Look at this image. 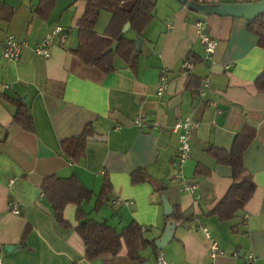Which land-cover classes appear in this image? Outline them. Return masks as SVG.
Wrapping results in <instances>:
<instances>
[{
    "label": "crops",
    "instance_id": "crops-1",
    "mask_svg": "<svg viewBox=\"0 0 264 264\" xmlns=\"http://www.w3.org/2000/svg\"><path fill=\"white\" fill-rule=\"evenodd\" d=\"M38 0H0V252L1 264H140L126 255L125 246L115 255L84 259V246L73 228L58 226L40 184L45 176L77 177L94 194L100 190L102 171L113 187L112 198L132 200L133 205L107 204L96 217L120 230L135 220L148 240L163 232L165 196L171 207L190 209L191 221L176 226L160 252L170 264H264V90L254 85L264 67V48L249 30L245 17L201 14L179 0H152L153 19L143 31L136 68L119 59L115 69L104 73L71 53L76 46V24L83 0H56L49 18L34 12ZM201 3H249L260 0H196ZM110 14L101 11L95 31L102 34ZM205 23L214 40L208 62L199 41L196 23ZM60 26L65 42L54 40L50 56L34 51L44 35ZM9 34L24 41L17 61L2 57ZM128 34V33H127ZM134 36L132 32L131 37ZM189 51L201 60L190 71L209 82L204 103L185 90L187 75L180 66ZM166 76L160 96L156 84ZM203 81V83H204ZM2 95L20 97L30 108L35 130L13 122V106ZM140 115L155 121L154 128L136 124ZM191 117L197 127L190 139L188 157L178 169V133L172 127ZM90 124L93 139L86 143L85 157L71 164L59 155L61 140L76 136ZM255 136L243 154L255 189L242 210L230 221H221L210 209L231 183L232 169L217 163L206 148L230 149L234 135L245 126ZM7 131V137L3 141ZM197 164L209 169L195 175ZM143 168L164 188L158 193L148 182L132 184L131 172ZM13 183L9 185V180ZM195 183L192 192L182 189ZM12 200L19 213L8 206ZM173 209V208H172ZM75 206L68 205L65 218L75 225ZM167 220V219H166ZM176 220V219H175ZM166 224V222H165ZM208 229L223 254L208 257ZM5 246H15L9 251ZM150 264H159L150 248L141 252Z\"/></svg>",
    "mask_w": 264,
    "mask_h": 264
},
{
    "label": "trees",
    "instance_id": "trees-1",
    "mask_svg": "<svg viewBox=\"0 0 264 264\" xmlns=\"http://www.w3.org/2000/svg\"><path fill=\"white\" fill-rule=\"evenodd\" d=\"M56 0H38L34 4V12L41 19H48L55 7ZM85 8L76 24V46L71 53L77 56L83 63L93 65L104 73L115 69V61L119 59L130 70L136 68L137 58L140 50H136V37L141 36L153 19L155 4L152 0H83ZM4 3L0 2V8ZM101 11L110 14V20L102 34L95 31V24ZM129 23L130 27L122 33L123 26ZM248 28L258 37V44L264 48V14H261L251 21H248ZM64 30V29H63ZM132 31L134 36H128L127 32ZM64 32L68 33L66 30ZM201 60L194 52L189 51L181 63L180 72L187 75L185 90L194 95L202 89L204 78L190 72L195 64ZM184 62H192V69H184ZM204 62V61H203ZM254 85L258 90H264V67L261 73L255 78ZM2 99L11 104L14 108L13 122L28 131H34L35 126L29 106L20 98H13L2 95ZM93 128L87 124L80 134L61 140L59 155L64 157L71 164H77L85 157L86 143L93 139ZM255 136L253 127L245 125L240 132L232 139L229 150L209 145L206 152L219 164L228 165L232 169L231 183L222 197L216 202L209 213L214 214L221 221L232 220L237 212L243 209L247 200L255 189V183L251 173L245 168L243 154ZM7 137V131L3 141ZM178 150V149H177ZM209 169L197 164L194 169L195 175H207ZM102 181L97 194L81 182L76 174L69 177H60L56 174L45 176L40 184L43 197L51 207V214L54 222L64 228H73L81 238L84 246V259L92 261L102 255H117L123 246L126 255L133 261L144 264L146 258L141 252L150 248L158 255L160 250L154 245V240L144 237V229L135 221L130 220L126 225L117 230L106 220L97 221L90 217L85 205L93 201L92 211L99 212L107 204L114 203L113 187L107 176L102 171ZM132 184L143 182L150 183L154 190L163 193L164 188L152 179L145 169L138 168L131 172ZM68 205L75 206V225L71 224L64 216ZM122 205V204H117ZM172 217L181 223L191 221L193 213L190 209L182 211L174 205ZM167 215H163L165 225ZM163 230V228H162ZM2 247L0 245V252Z\"/></svg>",
    "mask_w": 264,
    "mask_h": 264
},
{
    "label": "built area",
    "instance_id": "built-area-1",
    "mask_svg": "<svg viewBox=\"0 0 264 264\" xmlns=\"http://www.w3.org/2000/svg\"><path fill=\"white\" fill-rule=\"evenodd\" d=\"M196 31L199 36V41L204 47L205 56L203 60L208 62L210 59L211 53L214 51L215 42L210 37L208 32L206 31L205 23L202 21H198L196 23ZM67 39V34L64 32L63 28L60 26L55 27L53 30L47 32L42 39L34 46V51L44 57L50 56L49 47L54 40H57L60 43L65 42ZM24 41L18 39L15 35L9 34L3 43L2 48V57L8 61H17L19 59L21 50L24 46ZM182 67L184 69H192V62H184ZM166 76L164 74L161 75L159 81L156 84L155 90L157 96H160L165 88ZM209 88V82L207 80L204 81L202 89L197 93V98L199 103H204L203 100L206 98L207 89ZM138 125H149L154 128L156 126L155 121H147L142 116L138 115L134 121ZM197 127V122L194 121L191 117L180 118L176 121L172 127L173 132L178 133V150L176 155V164L179 169L185 159L188 157L189 149H190V139ZM13 183V180H9V185ZM196 187L195 183L189 184L184 183L182 185V189L192 192ZM114 203L123 204L125 206L133 205L132 200H122L118 197L115 198ZM9 209L13 213H19V210L15 203L10 200L8 203ZM205 233L206 238L209 240V249H208V257L215 258L221 254H223V250L219 247L218 243L212 238L207 228H202ZM157 261L159 264H170L165 261L164 256L161 252L157 255ZM254 261V256L252 254H248L245 258V263L252 264ZM1 264V262H0Z\"/></svg>",
    "mask_w": 264,
    "mask_h": 264
},
{
    "label": "water",
    "instance_id": "water-1",
    "mask_svg": "<svg viewBox=\"0 0 264 264\" xmlns=\"http://www.w3.org/2000/svg\"><path fill=\"white\" fill-rule=\"evenodd\" d=\"M181 3L185 4L189 9L195 12L209 15L216 14L221 16H237L245 17L248 21L253 20L257 16L264 14V0L249 3H201L196 0H179ZM130 27L129 23H126L122 28V33L127 31ZM136 50L140 49L142 43V37H136ZM161 201L163 204V213L167 215L165 227L161 235L154 240V245L157 250H162L172 239L174 230L180 222L172 217L173 209L165 196H161ZM15 246H5V250L9 251ZM144 264H150L146 262Z\"/></svg>",
    "mask_w": 264,
    "mask_h": 264
},
{
    "label": "rangeland",
    "instance_id": "rangeland-1",
    "mask_svg": "<svg viewBox=\"0 0 264 264\" xmlns=\"http://www.w3.org/2000/svg\"><path fill=\"white\" fill-rule=\"evenodd\" d=\"M128 36H131L132 35V31H128L127 32ZM92 206H93V201H91L90 203L86 204L85 205V208L87 209V211L90 212V215H92L93 217H96V215H98L96 212L92 211Z\"/></svg>",
    "mask_w": 264,
    "mask_h": 264
}]
</instances>
